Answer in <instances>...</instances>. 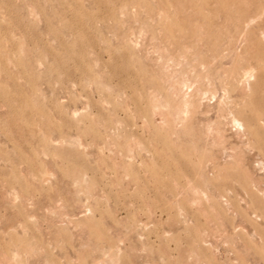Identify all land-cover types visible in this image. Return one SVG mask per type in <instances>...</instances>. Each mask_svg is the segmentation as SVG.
I'll list each match as a JSON object with an SVG mask.
<instances>
[{"label":"rangeland","instance_id":"1","mask_svg":"<svg viewBox=\"0 0 264 264\" xmlns=\"http://www.w3.org/2000/svg\"><path fill=\"white\" fill-rule=\"evenodd\" d=\"M0 264H264V0H0Z\"/></svg>","mask_w":264,"mask_h":264},{"label":"bare ground","instance_id":"2","mask_svg":"<svg viewBox=\"0 0 264 264\" xmlns=\"http://www.w3.org/2000/svg\"><path fill=\"white\" fill-rule=\"evenodd\" d=\"M246 71H248V69H246ZM249 72V71H248ZM246 73V72H245ZM249 74V73H248ZM247 74V75H248ZM248 77H247V82H248ZM214 97V96H213ZM188 104V103H187ZM229 114H230V112H229ZM232 115V114H231ZM229 116V115H228ZM223 118H225V117H223ZM226 118H228V117H226ZM232 124L238 129V130H240V129H242L243 128V123H242V121L240 120V119H238L237 117H233L232 118ZM232 128H234V127H232ZM234 130V129H233ZM237 130V131H238ZM235 131V130H234ZM243 132V131H242ZM239 133V132H238ZM244 137V136H243ZM261 163H263V162H261ZM261 167H262V165H261Z\"/></svg>","mask_w":264,"mask_h":264}]
</instances>
